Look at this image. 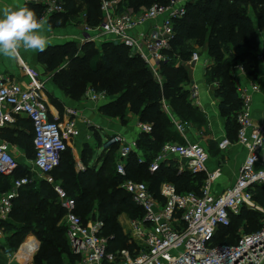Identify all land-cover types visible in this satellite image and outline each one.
Returning a JSON list of instances; mask_svg holds the SVG:
<instances>
[{"label":"trees","instance_id":"obj_1","mask_svg":"<svg viewBox=\"0 0 264 264\" xmlns=\"http://www.w3.org/2000/svg\"><path fill=\"white\" fill-rule=\"evenodd\" d=\"M169 2L125 0L127 7L135 13L155 4L167 5ZM83 4L86 5V14L82 16L87 17L90 26H99L102 21L101 0H83ZM64 8L67 14L64 12L58 14L60 17L54 16L64 22L62 25L69 13L77 18L81 11L75 0H65ZM186 8V16L175 21V38L166 52L168 61L161 65L162 84L154 78L141 58L132 56L126 47L113 42H105L101 46L85 43L81 48L70 43L58 54H52L47 62L46 72H55V86L69 99L81 101L88 88L105 91L112 99L100 109L103 115L124 122L133 113L141 123L152 125V132L142 133L136 144L144 154V162L140 164V158L133 153L127 171L128 178L146 183L156 197H159L163 183L173 184L179 194H200L206 180L204 173L180 172L175 160L162 163L155 173L149 170L167 143H184L164 110V102L172 115L185 125L202 128L207 124L187 89L188 73L177 61H189L196 47L207 48L208 57L214 64L207 69L206 79L209 84L217 86L216 97L220 101L221 115L226 120L227 137L236 143L239 131L237 115L242 109V102L234 71L238 65H242L246 75L257 80L260 62L264 59V0H196L189 2ZM43 9L36 7L38 16ZM65 61L67 67L57 72ZM51 101L60 107L56 100ZM20 120L16 125L21 128L23 124L27 131H31L30 145L35 152L32 124L29 120V123ZM17 131L5 129L3 138L11 140L15 135L23 134V130ZM117 151L118 146H112L107 154L102 155L101 167L92 168L89 163L94 151L90 145H86L81 155L86 170L78 172L76 159L71 148H68L62 155L60 166L51 174L55 184H59L69 197L76 200L77 214L85 223L96 218L104 222V235L114 237V250L132 248L118 217L122 214L131 220L144 217L143 211L120 188L124 180L116 173ZM28 170L20 162L13 176L0 175L2 194L11 191L15 180L28 177ZM253 199L264 208V186L254 190ZM64 215L65 210L52 184L33 181L24 186L13 202L9 220H0L4 231L13 232L7 238L10 245L7 251L17 252L27 237L33 236L42 244L36 264L75 263L76 257L71 252L66 228L61 223ZM262 218L260 212L244 208L239 216L231 218L229 227L219 230L215 243L235 245L237 227L244 223L247 234L257 232L262 227ZM223 234H231L232 243L222 242L226 241Z\"/></svg>","mask_w":264,"mask_h":264},{"label":"built area","instance_id":"obj_2","mask_svg":"<svg viewBox=\"0 0 264 264\" xmlns=\"http://www.w3.org/2000/svg\"><path fill=\"white\" fill-rule=\"evenodd\" d=\"M25 1L42 6L46 15L65 11L61 1ZM193 1L196 0H170L167 5L155 4L135 13L127 7L125 0H101L102 21L97 27H85L86 42L123 45L132 56L141 58L154 78L162 84L160 69L168 61L166 52L175 38V21L186 16V6ZM146 25L148 30L140 32ZM17 58L22 81L9 75H0V175L13 176L20 167L19 159L2 138L1 132L15 126L20 119H27L33 127L36 152L30 164L31 170L41 176H51L60 166L63 153L80 137L79 112L66 109L63 119L51 118L45 82L20 55ZM189 61L190 64L199 63L200 53L195 51ZM240 72L246 75L242 65H238L234 71L238 96L242 102V109L237 115V141L233 143L225 136L218 147L225 152L237 144L245 150L246 159L235 184L223 193L215 194L213 189L222 168L209 170L210 155L199 142L167 143L149 170L155 173L162 163L175 158L183 163L184 170L206 175L201 193L179 194L173 184L163 183L159 197H156L146 183L128 178L127 164L138 149L136 143H127L119 134L105 141V152H109L112 146H118L116 173L124 180L120 188L144 213L142 219L129 222V243L132 248L114 250V237L104 235V222L96 219L85 223L77 214L76 200L69 197L52 178L48 179L65 210L61 223L66 228L69 244L76 257L75 264H264V208L253 199L254 190L264 186V125H255L252 116L253 94L263 90L254 79L251 80L250 91L239 84L237 74ZM192 96L193 99L197 98V90ZM85 98L93 103L112 99L107 92L93 88L88 90ZM163 105L176 131L184 136L185 124L172 115L165 102ZM140 130L150 134L152 125L141 123ZM143 162L140 158L139 163ZM31 182L29 177L17 179L11 191L0 197L1 221L9 218L13 202L19 197V190ZM244 208L263 214L261 229L243 234L235 245H217L215 240L219 230L229 227L231 218L239 216ZM2 234L0 226V236ZM32 238L38 245L31 257H18L28 238L17 252H10L17 263L30 264L33 260L39 241Z\"/></svg>","mask_w":264,"mask_h":264},{"label":"crops","instance_id":"obj_3","mask_svg":"<svg viewBox=\"0 0 264 264\" xmlns=\"http://www.w3.org/2000/svg\"><path fill=\"white\" fill-rule=\"evenodd\" d=\"M61 1L65 4V0H53ZM75 4L79 12V17H73L69 13L68 18L64 25H62L61 19H56L54 16H59L58 14L46 15L45 9L43 13L38 16L36 7H42L40 5H35L26 2L25 0H0V14L5 7L19 8L27 6L29 9L33 10L38 19L45 21L41 32L46 36L48 40V45L43 52L39 51H24L21 49L20 56L21 58L34 70L41 80L48 79L53 81L55 78V72H46L48 70V59L52 54H58L60 50H63L70 43L78 45V48H81L83 44L87 43L85 39V27L90 26L87 22V17L82 16L86 14V5L83 4V0H75ZM43 8V7H42ZM65 12V11H64ZM63 12V13H64ZM68 12L66 11L65 14ZM61 14V13H59ZM77 15V16H78ZM60 17V16H59ZM49 25L51 28L49 29ZM148 25L141 28L139 31L143 32L148 30ZM87 37V36H86ZM97 46H101L102 43H97ZM196 51L200 53L201 61L197 64H190V61L183 62L179 59L177 62L179 65H183L189 76V86L188 90L193 95L194 91L197 90V98L193 99L195 107H197L205 116L207 124L202 128H198L196 125L187 124L185 135H181V139L186 142H198V136L201 140V145L208 151L210 155V160L208 168L210 171L215 170L218 167L222 168L221 176L214 184L215 194H221L231 186H233L237 180L238 172L245 162L246 152L239 146L234 145L225 152L221 151L218 147V144L225 136H227L226 131V120L222 117L220 112V101L216 97L217 86L209 84L206 79V72L209 67H211L214 62L208 57L207 48L196 47ZM64 67H67V61H65L58 69L57 72ZM18 58L10 59L4 56H0V75H9L17 81H22L23 75L21 70H19ZM239 84L245 86L250 91L252 79L241 72L237 74ZM258 84L262 86L261 93L253 94V105H252V116L255 125L262 126L264 125V59L260 62L259 67V77L256 80ZM90 88L87 89L86 93ZM52 95H49L46 92V97L49 102V109L51 118L63 119L65 117L66 109L77 110L79 113V128L81 131L80 137L74 141V144H71L70 148L72 149L73 155L76 159V169L78 172L85 171L86 166L81 160V155L84 151L86 145H90L93 148L94 156L90 161V167H101V157L103 154H107L104 150V144L107 139H110L111 136L119 134L122 135L127 143H136L138 142L140 135L142 134L140 130V120L139 117L130 113L126 120L123 122L120 119H112L106 117L102 114L101 108L108 104L109 102L93 103L89 102L84 94L80 102H72L64 93L53 88ZM51 99L56 100L60 107H56ZM24 123L29 121L27 119H21ZM20 120V121H21ZM144 124V123H143ZM8 129V128H7ZM9 129L18 130L17 132H26V126L23 124L21 128L18 125L9 127ZM4 130L1 132L3 138ZM17 134V133H16ZM17 135H15L16 137ZM4 139V138H3ZM186 139V140H185ZM10 145L12 152L21 162H27L25 155L21 153L20 148L12 143L9 139H4ZM97 141V142H96ZM100 141L99 146L98 143ZM118 152V151H117ZM139 158H143L144 154L141 150L137 149L134 152ZM219 157V158H218ZM170 160H175L179 164L180 172L184 171V165L182 162L175 158ZM168 161V160H167ZM118 163V154L116 167ZM5 194V193H4ZM2 191L0 187V197L2 196ZM9 220V218L7 219ZM120 223L129 224V219L120 220ZM13 232H6L3 229V234L0 236V242L2 244L6 243V239L12 235ZM27 237V241L23 244L20 251L33 252V245L37 247V241L32 238ZM36 241V242H35ZM8 252V251H7ZM10 253V252H9ZM20 259H23V256L18 255ZM1 261V258H0ZM2 262V261H1ZM7 264V262L5 263ZM8 264H19L17 262L9 261Z\"/></svg>","mask_w":264,"mask_h":264},{"label":"clouds","instance_id":"obj_4","mask_svg":"<svg viewBox=\"0 0 264 264\" xmlns=\"http://www.w3.org/2000/svg\"><path fill=\"white\" fill-rule=\"evenodd\" d=\"M44 23L27 6L5 7L0 14V56L14 59L21 49L43 52L48 45L41 32Z\"/></svg>","mask_w":264,"mask_h":264},{"label":"rangeland","instance_id":"obj_5","mask_svg":"<svg viewBox=\"0 0 264 264\" xmlns=\"http://www.w3.org/2000/svg\"><path fill=\"white\" fill-rule=\"evenodd\" d=\"M79 17V16H77ZM20 70V68H19ZM26 79V78H25ZM27 80V79H26ZM71 100V99H70ZM72 102H75L73 100H71ZM80 102V101H79ZM90 102V101H89ZM107 117V116H106ZM112 119H118V118H112ZM31 138H32V134H31V131H26V132H23V134H20V135H17L16 137H13L10 141H12V143H15L19 148H20V151L22 154L25 155V158L27 159V162H23V165L27 166L28 167V177L33 181H36V182H39V181H47L48 182V179L50 178H54V176H41L40 174H37L36 172L32 171L31 170V162L33 161L34 159V150L33 148L31 147ZM198 139H199V143H201V140H200V137L198 136ZM97 142V141H96ZM74 144V142L72 143ZM100 144V141L98 143L97 146H99ZM101 145V144H100ZM72 150V149H71ZM118 154V152H117ZM117 157V156H116ZM219 158V157H218ZM117 161V158L115 160V162ZM21 162V161H20ZM54 180V179H53ZM262 214V213H261ZM263 216V214H262ZM96 218V217H95ZM97 219V218H96ZM125 219H129V222H130V218L126 215V214H122L121 216L118 217V222H120V220H125ZM93 219H90L89 221H92ZM263 220V218L261 219V221ZM120 225L122 226L123 230H124V233L129 237V234H130V224H124V223H120ZM247 231V228H246V225L243 223L241 225H239L236 229V240L235 242H237V240L243 235L245 234ZM225 234H223L222 236H224ZM229 238V240H228ZM225 240H222V242L224 243H232L231 240H232V235L231 234H226L225 235ZM36 242V241H35ZM10 245L7 244V239H6V243L5 244H2L0 242V258H1V261H0V264H5L7 262V264L9 263V261H12V262H17L13 256L14 254L13 253H9L7 252V247H9ZM34 248H36L35 245H33ZM41 247H42V244L39 242V247H38V250L37 252L35 253L34 257H33V260L31 261L30 264H36V258L38 256V254L40 253V250H41ZM71 248V246H70ZM35 251V249H34ZM33 251V252H34ZM33 252H31V254H33ZM71 252H72V249H71ZM75 262H76V258H75ZM75 264V263H73Z\"/></svg>","mask_w":264,"mask_h":264},{"label":"water","instance_id":"obj_6","mask_svg":"<svg viewBox=\"0 0 264 264\" xmlns=\"http://www.w3.org/2000/svg\"><path fill=\"white\" fill-rule=\"evenodd\" d=\"M87 35L85 34V36L84 37H86ZM48 47H50V46H47V48ZM44 82H45V90H46V92L49 94V95H52V93H53V88H55L56 89V86H55V84H54V82L53 81H50V80H48V79H45L44 80Z\"/></svg>","mask_w":264,"mask_h":264},{"label":"bare ground","instance_id":"obj_7","mask_svg":"<svg viewBox=\"0 0 264 264\" xmlns=\"http://www.w3.org/2000/svg\"><path fill=\"white\" fill-rule=\"evenodd\" d=\"M19 255L23 256V259L32 256L31 253H29V252H25V251H20V252H19Z\"/></svg>","mask_w":264,"mask_h":264}]
</instances>
